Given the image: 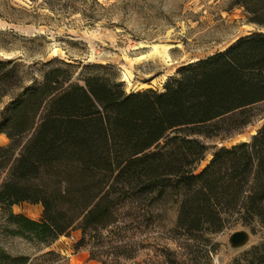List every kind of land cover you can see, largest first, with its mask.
<instances>
[{
  "label": "trees",
  "instance_id": "obj_1",
  "mask_svg": "<svg viewBox=\"0 0 264 264\" xmlns=\"http://www.w3.org/2000/svg\"><path fill=\"white\" fill-rule=\"evenodd\" d=\"M234 4L256 29L183 65L162 90L128 91L108 68L76 80L62 63L26 86L15 60L0 59V102L13 94L0 112L2 234L50 247L81 230L79 251L108 233L119 239L91 249L90 260L212 264L214 235L239 222L264 226V123L200 168L209 150L201 136L228 138L264 117V0ZM26 202L41 205L40 218L14 211ZM166 205L176 207L169 238L177 247L130 263L136 255L123 233L156 226ZM30 262L0 243V264ZM232 264H264V242Z\"/></svg>",
  "mask_w": 264,
  "mask_h": 264
},
{
  "label": "rangeland",
  "instance_id": "obj_2",
  "mask_svg": "<svg viewBox=\"0 0 264 264\" xmlns=\"http://www.w3.org/2000/svg\"><path fill=\"white\" fill-rule=\"evenodd\" d=\"M235 0H0V59H14L29 86L43 79L53 64L68 65L75 79L108 68L124 82L128 91L155 88L162 90L168 79L192 61L206 58L225 49L235 39L256 28L246 22L243 8ZM20 91V90H18ZM17 91V92H18ZM13 99V94L0 102V112ZM264 123L258 117L241 133L228 138H200L208 145L202 168L216 148L250 140ZM8 140L0 135V144ZM165 218L151 228L125 236L134 261L158 258L160 247L177 244L170 239L175 224L176 207H162ZM15 212L40 218L39 204L22 203ZM0 243L14 254L31 256L29 264H102L90 260L91 249L110 247L115 238L106 233L105 243H89L76 251L81 230L62 236L50 247L21 237L2 234ZM245 231L247 239L236 245L232 236ZM121 236V237H122ZM125 239L124 237H122ZM217 252L212 264H232L233 260L253 245L264 242V226L254 230L236 223L213 236ZM55 250L57 256L44 253Z\"/></svg>",
  "mask_w": 264,
  "mask_h": 264
},
{
  "label": "water",
  "instance_id": "obj_3",
  "mask_svg": "<svg viewBox=\"0 0 264 264\" xmlns=\"http://www.w3.org/2000/svg\"><path fill=\"white\" fill-rule=\"evenodd\" d=\"M231 239L234 244L239 245L247 239V233L245 231H238L233 234Z\"/></svg>",
  "mask_w": 264,
  "mask_h": 264
},
{
  "label": "crops",
  "instance_id": "obj_4",
  "mask_svg": "<svg viewBox=\"0 0 264 264\" xmlns=\"http://www.w3.org/2000/svg\"><path fill=\"white\" fill-rule=\"evenodd\" d=\"M0 135H5V134H0ZM5 136H6V135H5ZM6 138H7V136H6ZM7 140H8V138H7ZM7 142H8V141H7ZM7 142H6V143H7ZM6 143H3V144H6ZM0 145H2V144H0Z\"/></svg>",
  "mask_w": 264,
  "mask_h": 264
}]
</instances>
